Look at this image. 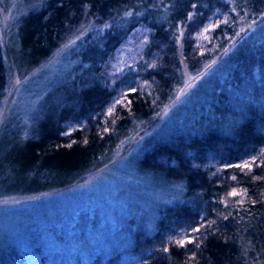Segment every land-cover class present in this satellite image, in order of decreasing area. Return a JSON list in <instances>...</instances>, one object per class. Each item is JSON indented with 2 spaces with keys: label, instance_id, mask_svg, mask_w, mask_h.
<instances>
[{
  "label": "trees",
  "instance_id": "trees-1",
  "mask_svg": "<svg viewBox=\"0 0 264 264\" xmlns=\"http://www.w3.org/2000/svg\"><path fill=\"white\" fill-rule=\"evenodd\" d=\"M84 15L106 26L81 52L89 85L65 97L72 104L49 110L27 137L13 129L0 138V195L60 190L81 180L134 122L164 107L181 64L205 62L238 41L240 29L264 23V0H46L20 23L17 71L44 60ZM258 50L264 78V42ZM5 86L0 50V99ZM251 105L227 132L174 134L152 144L139 168L183 182L189 202L161 210L155 231L134 234L129 249L86 264L263 260L264 100ZM9 254L0 264H30Z\"/></svg>",
  "mask_w": 264,
  "mask_h": 264
},
{
  "label": "rangeland",
  "instance_id": "rangeland-1",
  "mask_svg": "<svg viewBox=\"0 0 264 264\" xmlns=\"http://www.w3.org/2000/svg\"><path fill=\"white\" fill-rule=\"evenodd\" d=\"M45 2L0 0L6 79L0 99V138L13 129L27 137L49 110L72 104L65 97L70 99L89 85L81 52L86 41L101 38L106 26L86 15L44 60L17 71L15 38L20 23ZM237 38L205 62L191 68L181 64L178 83L164 107L149 119L134 122L78 182L37 194L0 195V259L6 260L10 253L30 264L104 260L129 249L137 232L151 235L161 210L189 202L183 182L142 170L138 162L152 144L174 134L227 132L240 109L264 100V78L255 64L264 42V23L240 29ZM246 67L251 72L245 74ZM253 264H264V259Z\"/></svg>",
  "mask_w": 264,
  "mask_h": 264
},
{
  "label": "snow or ice",
  "instance_id": "snow-or-ice-1",
  "mask_svg": "<svg viewBox=\"0 0 264 264\" xmlns=\"http://www.w3.org/2000/svg\"><path fill=\"white\" fill-rule=\"evenodd\" d=\"M244 167H247V165H245ZM233 195H235V193H233ZM194 231H198V229H194ZM187 242L191 243V240H189ZM178 243L183 244V243H185V241L183 239H181L180 241H178Z\"/></svg>",
  "mask_w": 264,
  "mask_h": 264
}]
</instances>
